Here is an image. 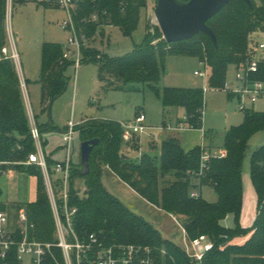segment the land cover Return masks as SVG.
Returning a JSON list of instances; mask_svg holds the SVG:
<instances>
[{
	"label": "trees",
	"instance_id": "trees-1",
	"mask_svg": "<svg viewBox=\"0 0 264 264\" xmlns=\"http://www.w3.org/2000/svg\"><path fill=\"white\" fill-rule=\"evenodd\" d=\"M251 2L252 6H249L244 0H229L207 21L215 33L217 47L203 32L172 43H166L161 35L148 32L143 43L132 53L118 58H107L89 46H83L80 63L97 60L99 78L109 84L110 78L152 84L159 77V58L167 53L197 55L210 67L208 86L222 88L228 65L239 67L246 64L250 60V51L254 49V36L264 31V0ZM76 3L75 19L78 23L80 18L93 13L98 16L97 22L84 25L89 38L101 24H112L124 34H131L137 25L140 10L147 6V0H76ZM6 4V0H0V174L12 168L36 174L38 193L34 202L7 204L0 201V210L8 211L15 220L17 212L24 208L29 223L33 224L28 230L29 237L51 242L54 241L55 226L42 171L36 165L21 162L34 150V144L15 63L1 53L2 47L9 44L5 24ZM147 27L150 29L148 23ZM41 51L38 83L42 106L47 109L50 98L66 90L69 78L64 72L68 65L74 64V60L64 58L61 45L55 42H43ZM250 77L264 81V61L257 63V70ZM228 97L233 96L228 92ZM162 104L165 111L171 107H182L185 122L191 127H200L204 107L202 88L165 87ZM37 124L41 132L52 128L50 123ZM78 130L82 140L99 138L89 157V172L82 174L79 163L72 164L70 169L69 205L76 207L73 225L79 237L94 232L104 238L106 244L120 242L149 246L155 264H191L182 247L163 238L151 223L131 212L106 191L100 181L102 170L106 167L146 201L167 213L183 215L187 238L204 234L213 242L212 249L205 253L201 264H264V144L250 152L249 173L258 200L255 222L251 228H245L237 221L243 203V159L250 138L264 131V111L244 109L242 122L223 133L221 149L225 155H209L202 170L200 164L205 148L195 146L186 150L177 137L163 139L158 155L142 153L135 161L121 152L120 122L91 120L86 127L82 125ZM203 137H207L205 131ZM46 161L52 174V162L47 158ZM77 178L84 180L82 194L74 187ZM202 185L214 189L215 201H207L201 195L197 198L190 196L192 189ZM227 214H233L236 218L233 228L221 224ZM16 230L19 238L18 226ZM246 236L239 243L238 240ZM161 250L165 253H161ZM56 254L60 259L58 250ZM4 263L5 260L0 259V264Z\"/></svg>",
	"mask_w": 264,
	"mask_h": 264
},
{
	"label": "rangeland",
	"instance_id": "rangeland-1",
	"mask_svg": "<svg viewBox=\"0 0 264 264\" xmlns=\"http://www.w3.org/2000/svg\"><path fill=\"white\" fill-rule=\"evenodd\" d=\"M254 1L258 3V0ZM155 5L156 0H147V6L140 10L137 25L131 34H124L118 26L112 24L98 26L90 38L86 34L87 46L107 58H118L132 53L138 45L143 43L148 32L162 36L153 14ZM65 18V12L53 5L44 6L34 1L15 0L11 5L6 4L7 43L10 38H13L18 56V60L13 61L18 62V65L15 64L18 75L21 76L22 73L25 79L23 93L25 105L27 109H30L37 123L40 125L50 123L52 128L43 129L41 139L47 156L53 160L62 161L68 151L63 141V133L67 130L69 123L75 125L70 151L72 158L78 161L80 145L83 141L78 127L81 128L82 125L86 127L91 120L130 123L138 112H143L144 124L150 130H147V133H141L138 142L125 146V150L121 146V152L123 151V154L128 152L132 158L130 160H137L141 153L158 155V145L161 140L174 135L180 140L184 149L195 146L205 147L203 145L210 144L213 149L204 150L205 154L220 155L224 151L214 147H221L222 136L227 129L242 122L244 109L264 111V92L254 103L244 98V109H240V100L235 96L229 98L225 88L208 86L210 67L197 55L167 53L158 59L159 77L152 84L140 81L124 82L116 78H110L109 84L99 78L97 60L83 61L77 66L70 64L64 72L69 78L67 88L51 102L48 112V108L44 109L42 106L41 87L38 83L42 62V43L55 42L61 45L63 51L70 49L68 43L70 33L67 29L60 27ZM263 40L264 31L254 36V50H256L254 59L264 54L255 47L257 42ZM195 71H204V75H195ZM236 72L237 67L229 64L225 78V83L229 87L240 86L236 79ZM165 87H198L204 90L203 117L200 127H191L188 122H185L184 128H177L176 118L181 120L185 112L182 107L164 110L162 91ZM204 131L207 133L206 138L203 137ZM152 141L156 145L154 150H150L149 146ZM262 144H264V131H259L250 138L243 159V203L237 221L245 228L253 226L258 205L249 173L250 152ZM10 171L11 176H9ZM10 171L0 174V201L9 203L36 201L38 176L19 168H12ZM74 181L75 189L82 194L85 189L84 180L77 178ZM100 181L107 192L118 198L131 212L151 223L163 238L171 240L180 247H185L184 234L181 231L185 219L183 215L167 213L146 201L114 173L103 169ZM199 191L201 197L207 201L213 202L217 198L211 186L202 185ZM221 224L227 228H233L236 218L233 214H227L221 220Z\"/></svg>",
	"mask_w": 264,
	"mask_h": 264
},
{
	"label": "built area",
	"instance_id": "built-area-1",
	"mask_svg": "<svg viewBox=\"0 0 264 264\" xmlns=\"http://www.w3.org/2000/svg\"><path fill=\"white\" fill-rule=\"evenodd\" d=\"M7 4H12L13 0H6ZM37 3H47L61 8L66 18L61 22L60 27L67 29L70 33L68 43L70 49L63 52V57L73 59L75 66L80 64L82 56L81 48L87 46L84 25L88 22H97L96 13L89 17H82L79 23L75 19L77 12L76 0H30ZM108 25L101 24L100 26ZM255 47L264 52V40L257 42ZM2 56L18 60L17 52L14 48L13 38L9 40V46L1 49ZM256 50L250 51V60L246 64L237 67L236 79L240 83L239 87H229L224 83L223 88L232 96L240 100V109H244V98L250 103H254L264 92V81L253 80L250 75L257 70V63L264 61V54L255 57ZM17 64L18 62H14ZM18 65V64H17ZM195 75H204V71H195ZM22 90H25V83L20 80ZM28 106V105H27ZM30 136L34 144V150L30 152L25 161L26 165L38 166L43 174L46 193L49 199L52 216L54 220V241L44 242L31 239L29 228L33 226L29 223L28 216L24 208L17 212L16 219L5 210H0V259L5 260L4 264H155V257L149 246L136 245L131 243H110L106 244L100 235L91 232L79 237L74 229L73 216L76 212L75 206L69 205V175L72 166L70 157V145L73 138L74 126L67 125V130L63 133V141L67 146L65 160L55 162L51 166L52 174L48 170L44 148L42 146L41 131L30 109H27ZM185 116L177 121V128H184ZM145 116L143 112H138L132 122L120 123L122 127V142L124 145L137 143L141 133L150 130L144 124ZM169 126V124H167ZM151 135V133H149ZM210 154L201 157L200 169L204 167V161ZM225 155V152L220 154ZM200 170V171H201ZM56 174V175H55ZM200 195L199 188L192 189L190 196L197 198ZM16 226L20 230V237H17ZM184 234V252L190 259L191 264H201L206 252L212 249L213 242L204 234L193 239L187 238ZM14 250V255L13 249ZM60 252V259L56 254ZM161 253H165L161 250ZM29 258V259H28ZM10 260V262H9Z\"/></svg>",
	"mask_w": 264,
	"mask_h": 264
},
{
	"label": "water",
	"instance_id": "water-1",
	"mask_svg": "<svg viewBox=\"0 0 264 264\" xmlns=\"http://www.w3.org/2000/svg\"><path fill=\"white\" fill-rule=\"evenodd\" d=\"M229 0H156L153 10L157 25L166 43L177 42L192 38L195 34L203 32L210 37L217 47V39L207 21L213 17ZM252 6L251 0H244ZM57 96L51 97V102ZM99 138L86 139L80 145V165L82 174L89 172V157Z\"/></svg>",
	"mask_w": 264,
	"mask_h": 264
},
{
	"label": "crops",
	"instance_id": "crops-1",
	"mask_svg": "<svg viewBox=\"0 0 264 264\" xmlns=\"http://www.w3.org/2000/svg\"><path fill=\"white\" fill-rule=\"evenodd\" d=\"M19 77H20V80H21V79H22L23 81L25 80V79L23 78L22 73H21V76H19ZM23 93H24V90H23ZM164 110H165V109H164ZM167 111H168V110H167ZM176 119H177V121H178V118H176ZM167 137H171V136H167ZM167 137H166V138H167ZM173 137H176V136L174 135ZM164 139H165V138H164ZM162 140H163V139H162ZM162 140H161V141H162ZM221 143H222V141H221ZM221 143H220V145H221ZM128 145H129V144L124 145V144L122 143V149L125 150L124 147H125V146H128ZM149 146L151 147L150 150H154V148L156 147L154 141H152V143L149 144ZM203 146H205V147H204V148H205L204 150H212V149H213V147H212L210 144H209L208 146H206V145H203ZM218 148L220 149L221 147H220V146H219V147L217 146L216 148L214 147V149H218ZM158 149H159V145H158ZM186 150H187V149H186ZM122 152H123V151H122ZM124 152H125V151H124ZM44 153H45L46 158L49 159L50 162H52V165H53L55 162H58V161H56V160L51 159V157H48L47 154H46V152H45V150H44ZM141 154H142V153H141ZM209 154H210V153H209ZM66 155H67V153L65 154L64 159L66 158ZM151 155H152V154H151ZM123 156H127V157H129L130 159H132V158L130 157V155L128 154V152H126ZM70 157H71V162H72V164H78V163L80 164V158H79L78 161H77V160H74V159L72 158V153H71V151H70ZM139 157H140V156H138L137 160L139 159ZM64 159H63V160H64ZM63 160H62V161H63ZM137 160H135V161H137ZM52 165H51V166H52ZM103 169L106 170V171H109L110 173H113V172H111V171H110L108 168H106V167H104ZM7 170L10 171L11 169H7ZM7 170H6V171H7ZM11 175H12V173H11V171H10V172H9V176H11ZM55 175H56V174H55ZM74 182H75V181H74ZM198 188L200 189L201 187H198ZM200 195H201V194H200ZM5 203L8 204L9 202H5ZM11 203H12V202H11ZM26 203H27V202H26ZM246 238H247V236L244 237V238L239 239V240H238L239 243H242Z\"/></svg>",
	"mask_w": 264,
	"mask_h": 264
}]
</instances>
